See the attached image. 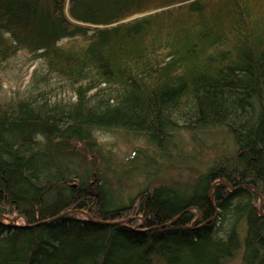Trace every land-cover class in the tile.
Returning <instances> with one entry per match:
<instances>
[{
    "label": "trees",
    "instance_id": "obj_1",
    "mask_svg": "<svg viewBox=\"0 0 264 264\" xmlns=\"http://www.w3.org/2000/svg\"><path fill=\"white\" fill-rule=\"evenodd\" d=\"M21 50L44 69L0 100V264H264V0H0V65ZM212 127L230 149L159 184L94 135L170 162Z\"/></svg>",
    "mask_w": 264,
    "mask_h": 264
},
{
    "label": "rangeland",
    "instance_id": "obj_2",
    "mask_svg": "<svg viewBox=\"0 0 264 264\" xmlns=\"http://www.w3.org/2000/svg\"><path fill=\"white\" fill-rule=\"evenodd\" d=\"M138 16L140 15L133 17ZM43 69V60L23 50L19 51L0 65V100L25 95L29 90V81L33 72H43ZM54 81L55 89L59 90L56 91L57 97H63L64 100L74 98V94L65 88L66 84L63 80L58 78ZM94 135L103 152L111 155L115 160L127 163L138 151L153 155L156 160H150L155 166L151 169L155 172V168L159 167L161 181L155 180L152 184L166 182L169 179L186 180L192 175L191 172L197 171V167L211 161L218 154L217 151L229 150L232 145L231 137L222 127L202 128L195 131L182 130L177 133L175 149H171V145L168 147L169 162L155 153L141 137L132 133L127 134L118 129H94ZM172 144H175V141ZM146 184L148 182L139 174L134 178L129 191L132 194L138 193ZM260 207L261 213L264 214L263 202L260 203ZM225 264H241V251Z\"/></svg>",
    "mask_w": 264,
    "mask_h": 264
},
{
    "label": "bare ground",
    "instance_id": "obj_3",
    "mask_svg": "<svg viewBox=\"0 0 264 264\" xmlns=\"http://www.w3.org/2000/svg\"><path fill=\"white\" fill-rule=\"evenodd\" d=\"M65 13L67 14V12L65 11ZM221 182V181H220ZM262 202V201H261ZM261 208V207H260ZM263 214V213H262ZM14 217H16V218H22L20 215H14Z\"/></svg>",
    "mask_w": 264,
    "mask_h": 264
}]
</instances>
